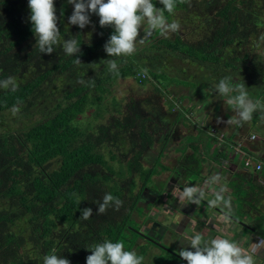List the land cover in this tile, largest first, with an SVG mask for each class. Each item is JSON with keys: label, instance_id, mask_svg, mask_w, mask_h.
Wrapping results in <instances>:
<instances>
[{"label": "trees", "instance_id": "obj_1", "mask_svg": "<svg viewBox=\"0 0 264 264\" xmlns=\"http://www.w3.org/2000/svg\"><path fill=\"white\" fill-rule=\"evenodd\" d=\"M77 1L91 13L99 11L101 18L94 35L86 41L78 37L74 49L66 50L60 43L61 0H31L25 15L16 10L20 0H0V115L15 109L30 120L0 130V264H44L45 258L49 264H114L118 241H128L129 248L135 242L123 232H135L127 220L137 193L129 197L109 183L108 162L141 164L143 152L159 141L158 133L168 123L157 119L154 129L146 130L149 121L139 116L133 99L123 105V113L118 107L105 112V122L85 124L79 115L92 104H102L106 84L118 77L130 74L142 82L149 73L158 81L149 70L153 66L144 61L153 53L148 51L155 44L152 39L134 50L126 42L139 36L145 7L157 10L164 21L190 0H132L131 7L127 0H111L107 6L101 5L104 0ZM235 1L219 8L224 24L189 55L213 70L209 75L218 85L239 86L244 78L237 71L248 66L241 61L248 54L222 58L223 49L236 38L233 34L244 40L254 25L256 0H246L244 9ZM178 49L177 44L166 48L172 59L184 62L188 55ZM247 68L248 89L262 90L264 69ZM72 77L66 88L55 91L57 79ZM162 87L167 85L163 82ZM155 90H160L157 85ZM36 108L40 116L32 118L30 111ZM99 114L100 108L95 116ZM149 117H155L154 110ZM122 139L129 142L124 151L118 145ZM126 262L130 260L122 255L118 264Z\"/></svg>", "mask_w": 264, "mask_h": 264}, {"label": "rangeland", "instance_id": "obj_2", "mask_svg": "<svg viewBox=\"0 0 264 264\" xmlns=\"http://www.w3.org/2000/svg\"><path fill=\"white\" fill-rule=\"evenodd\" d=\"M61 1L64 12L62 17L64 34L60 43L64 45L66 50H72L78 37H82L86 41L96 33L97 22L100 20L101 15L97 10L91 13L83 9L77 0ZM110 1L104 0L101 5L107 6ZM228 1L190 0L185 9L172 11L169 19L164 21H160L157 10H149L148 7H145L144 11L146 13L138 21L139 36L132 39L128 38L129 41L126 42V46L129 48L132 46L130 49L134 50L137 46L144 47L145 42L143 41L147 38L152 39L155 44L148 51L153 53L146 56L144 61L150 62L147 64L153 66L149 70L156 75L158 81L153 82L146 70L148 77L142 82H139L135 79V76L130 74L118 77L111 83L106 84L107 90L103 93L102 104H92L79 115L80 122L85 124L86 121L92 123L105 122L109 116L107 113H110L111 108L118 107L123 113V105L133 99L138 105L139 116L147 117L149 121L146 123V130L152 131L157 124V119H163L168 123L167 129L161 128L159 132L160 128H157L159 141L143 152L141 164L134 166L132 160H128V162H108L109 167L107 168L112 173V179L109 183L114 184L122 190L123 194L126 193L129 197H133V194L137 193L135 197L137 200L136 206L127 220V226L135 232L128 230L123 232V235L127 238L134 237L135 242L129 248L127 246L128 241L120 242L121 239L118 241L116 256H119L115 259L114 264H118L122 255L125 256L126 260H130L129 264H201L202 260L207 259L210 255L204 249L197 248L188 237H182L179 233L174 232L172 222L178 218L177 210L175 212L176 202L182 201L183 197L177 195L173 190H167V187L177 170L173 167L176 164V156L181 157L182 160L185 153L190 152L191 157L203 163L201 168L205 171V158H214L219 161L220 157H218L217 150L225 142V139H228V133L225 129L222 131L218 129L216 134H212V128L206 127L208 124L205 122L204 125H201V123L195 124L198 123L195 120H200L199 114L202 113L200 107H198L199 101L206 100L203 93L208 96L213 95V90H219L220 87L215 79H211L208 75L210 70L207 66H203L197 60L189 58L191 57L190 54H195V47L210 40L214 33L222 27L224 19L219 16L218 10ZM30 2L31 0H20L16 9L17 12L25 15ZM235 2L239 9L247 7L246 0H236ZM253 10L254 12L251 13L252 19L254 18V25L250 24L251 33L248 38L238 41V33L235 32L233 36L237 39L235 38L234 42L223 49L222 57L228 60L231 56L249 55L248 58L241 57L246 58V60L242 59L241 61L248 66L237 71V74L241 75L242 79L244 78L240 85L247 97L248 87L245 74L250 72L247 67L252 66L253 70L258 67L264 69V0H256ZM169 44L172 46L177 44L179 46L178 52L183 49V53L188 55L185 56L184 62L179 60L180 57H173L174 60L172 59V54L169 50H166ZM116 51L118 52V50ZM117 60L121 61L122 59ZM238 61L240 60L238 59ZM73 80V77L70 80L57 79L53 84V88L56 92H59L67 87L66 82ZM163 82L167 85L166 89L162 87ZM208 83L211 84L209 89L206 87ZM156 85L160 89L158 92L155 90ZM233 91L238 92L239 89L234 87ZM196 100L198 101L196 102ZM226 100L227 102L224 103L226 108H236L245 115L250 114L240 108L244 105L241 100L234 101L229 98ZM99 108L102 116L100 114L95 116V112ZM153 110L155 117L151 118L149 116ZM30 112L32 118L40 116L38 108ZM176 117L177 121L175 120ZM231 119L238 126L240 118L237 119L234 116ZM29 121L22 116H18V111L15 109L7 111L3 116L0 115V130L9 129L11 126L27 125ZM244 122L257 135V140L262 145L261 150H264V130L259 127L258 120L249 116L248 120ZM191 124L196 125V133L187 134L191 130L188 125ZM165 133L168 135L166 140L163 139ZM220 134L225 138L222 142L219 141ZM126 139L128 137H125ZM125 140L122 139L121 144L118 143L120 151L129 148V142ZM261 150H257L256 153H262ZM221 151H229L231 154L233 152L228 146H221ZM248 156L251 155L248 154ZM224 165L225 163H220L221 167ZM248 168L253 170V167ZM221 170H219V174ZM186 176L194 183L200 176L199 168L197 167L196 171L186 173ZM190 191L193 194L196 192L194 188H191ZM216 196H219L218 192L215 194ZM195 201L198 207L195 202L186 204L182 224H185L189 215L193 218L205 217L210 220L212 218L211 211L217 212L212 210L211 203H205L202 198ZM219 203H217V209L219 210L217 214L220 213L219 215H221L224 210L219 208L221 207ZM21 226H23V223H21ZM49 263V258H45L44 264Z\"/></svg>", "mask_w": 264, "mask_h": 264}, {"label": "crops", "instance_id": "obj_3", "mask_svg": "<svg viewBox=\"0 0 264 264\" xmlns=\"http://www.w3.org/2000/svg\"><path fill=\"white\" fill-rule=\"evenodd\" d=\"M211 72L210 69L208 75ZM219 87V90H213V95L208 96L203 93L206 100L199 101L198 107L202 113L199 114L200 120H195L198 121L195 124L204 125L205 122L208 128L217 131L225 129L228 139H225L217 150L219 161L203 156L206 160L205 171L201 168L203 163L191 157L190 152L185 153L182 160L181 157H175L176 164L173 167L177 170L173 175L174 181L167 190H173L183 198L182 201L176 202L175 212L177 210L178 218L172 222L173 229L180 236L188 237L197 248L210 253L201 264H264V150H261L262 145L257 137L252 141L248 139L251 134L257 135L244 122L251 116L252 119L258 120L259 127L264 130V88L248 89L247 93L250 95L246 93L247 97L241 85L222 83ZM234 87L239 91H233ZM227 98L234 101L241 100L244 105L240 108L251 115H245L236 108H226L224 103L227 102ZM234 116L240 118L238 126L232 122L231 118ZM175 120L177 121V117ZM196 125H188L191 130L187 134L196 133ZM247 129L249 130L246 131ZM239 141L255 161L262 163L260 171L244 168L242 155L221 151V146L230 148V143ZM257 150H261L262 153H256ZM223 162L225 165L221 167L220 163L224 164ZM197 167L200 176L192 183L186 173L196 171ZM220 169L224 171L221 170L219 174ZM191 188L195 189L194 194L190 191ZM216 191L219 196L215 197ZM199 198L205 203H211L212 210L217 212H219L217 203L220 202L219 208H223V214L219 215L220 213L211 211L210 220L205 217L193 218L189 215L185 224H182L186 204L195 202L198 207L195 200Z\"/></svg>", "mask_w": 264, "mask_h": 264}, {"label": "built area", "instance_id": "obj_4", "mask_svg": "<svg viewBox=\"0 0 264 264\" xmlns=\"http://www.w3.org/2000/svg\"><path fill=\"white\" fill-rule=\"evenodd\" d=\"M136 2H139L136 0ZM132 6V2L128 3V7ZM143 76V75H142ZM212 134H216V130L214 128L211 129ZM219 141H224V136L220 134ZM256 136L254 134H251L248 136L249 140H254ZM230 148L233 150L232 154H239L243 157V165L244 167H253V170L260 171L262 169V163L259 161H255L251 156H248V152L246 151V148L244 147L243 143L241 141L230 143Z\"/></svg>", "mask_w": 264, "mask_h": 264}, {"label": "flooded vegetation", "instance_id": "obj_5", "mask_svg": "<svg viewBox=\"0 0 264 264\" xmlns=\"http://www.w3.org/2000/svg\"><path fill=\"white\" fill-rule=\"evenodd\" d=\"M170 178V177H169ZM174 181V177L171 178L170 182H169V186L171 185V182Z\"/></svg>", "mask_w": 264, "mask_h": 264}, {"label": "clouds", "instance_id": "obj_6", "mask_svg": "<svg viewBox=\"0 0 264 264\" xmlns=\"http://www.w3.org/2000/svg\"><path fill=\"white\" fill-rule=\"evenodd\" d=\"M130 2H132V0H129ZM127 3H128V1H127Z\"/></svg>", "mask_w": 264, "mask_h": 264}]
</instances>
